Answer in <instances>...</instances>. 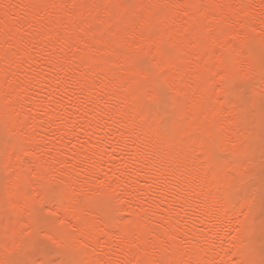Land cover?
Masks as SVG:
<instances>
[{
    "label": "bare ground",
    "instance_id": "obj_1",
    "mask_svg": "<svg viewBox=\"0 0 264 264\" xmlns=\"http://www.w3.org/2000/svg\"><path fill=\"white\" fill-rule=\"evenodd\" d=\"M262 46L264 0H0V241L55 186L56 264H259L209 157L251 146L259 185L264 81L241 113L216 73Z\"/></svg>",
    "mask_w": 264,
    "mask_h": 264
},
{
    "label": "snow or ice",
    "instance_id": "obj_2",
    "mask_svg": "<svg viewBox=\"0 0 264 264\" xmlns=\"http://www.w3.org/2000/svg\"><path fill=\"white\" fill-rule=\"evenodd\" d=\"M163 55V53H162ZM254 55L253 51L249 50V56L244 57L242 53H238L235 60L229 66L227 75L216 73L220 77V82L217 83L216 88L220 89L221 85H226L225 95L235 97V101L230 100L234 107L238 108L241 113L247 111L248 106L252 103V88L253 81L258 74L260 79L264 81V46L261 48L259 63H254L251 57ZM260 95V109L264 114V86H262ZM215 143V140H213ZM260 163H259V185L255 183L254 177L257 173L251 167L252 160L249 152L251 146L245 148L243 152L238 151L237 145L233 144V151L229 156H222L217 151L210 154V161L212 162L210 171L217 174L229 165L235 169L239 176H233L232 181L228 183L224 190V199L230 206L231 210L237 211V217H243V220L238 219V227L236 233H242L248 222L251 220L252 229L248 232V242L255 244L257 239V228L255 227L257 219L259 220V241L262 254H264V125L260 132ZM222 151V150H221ZM243 169V171H240ZM225 175L231 176L232 169H229ZM12 177L7 176L4 179L5 188V203L13 204V207L20 205L21 201L18 196L20 193V185H11L9 182ZM16 196L15 201L12 197ZM33 196L31 192L25 191V203L16 212L18 219L15 224L20 225L8 236L0 241V246L5 249L13 248V253L10 258L0 261V264H56L55 261L45 259L52 254V252L64 246L66 239L65 233L61 231L65 222L58 215L59 208L57 204H62L67 196L55 186H45L43 189V196L39 202L30 205L27 203V197ZM257 205L259 210L257 211ZM27 211V217L23 213ZM75 229H73V232ZM240 237L233 234V239ZM31 257V258H29ZM62 264H77L75 261H64ZM158 264H166L164 260ZM256 264V262H252ZM259 264H264L261 260Z\"/></svg>",
    "mask_w": 264,
    "mask_h": 264
}]
</instances>
